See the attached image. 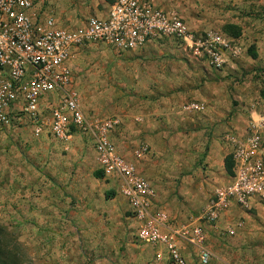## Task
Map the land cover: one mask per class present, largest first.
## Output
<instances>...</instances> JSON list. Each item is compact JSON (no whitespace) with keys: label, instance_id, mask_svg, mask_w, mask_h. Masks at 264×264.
<instances>
[{"label":"rangeland","instance_id":"1","mask_svg":"<svg viewBox=\"0 0 264 264\" xmlns=\"http://www.w3.org/2000/svg\"><path fill=\"white\" fill-rule=\"evenodd\" d=\"M42 3L49 6L48 0ZM161 6L178 10L187 25L200 33L222 31L224 24L236 23L238 37L221 33L244 53L217 70L172 39L121 54L106 44H91L76 49L72 56L70 89L77 93L80 108L91 122L131 107L155 110L158 114L150 118L165 122V114L158 110L169 99L184 102L204 96V111L169 114L171 122L189 126L208 122L202 137L201 126L186 125L181 136L173 135L164 143L159 140L161 147L151 150L153 139L147 135L152 133L142 131L143 122L135 121L114 128H128L130 137L118 144L112 139L119 154L137 169L152 158L156 169L167 171L164 180L158 177L162 186L158 191L169 205L159 202L158 208L170 214L197 203L185 219H174L183 222L201 214L214 188L229 175L225 172L221 181L203 184L199 191L184 188L188 184L182 178H197L198 169L206 177L204 157L212 146L221 145L213 139L222 143L225 134L238 136L252 118H264V0H163ZM42 114L48 116L47 104ZM70 132L67 141L55 140L47 130L36 135L34 122L18 115L0 126V234L7 249L17 254L19 264H171L157 258L155 246L135 238V224L128 217V204L117 181L94 177L99 166L92 133L74 127ZM140 145H146L147 152L135 158L134 150ZM253 200L259 202L251 199L249 206ZM183 251L188 264H198L194 246L187 245ZM215 261L213 257L209 264H218Z\"/></svg>","mask_w":264,"mask_h":264},{"label":"built area","instance_id":"2","mask_svg":"<svg viewBox=\"0 0 264 264\" xmlns=\"http://www.w3.org/2000/svg\"><path fill=\"white\" fill-rule=\"evenodd\" d=\"M160 39L183 44L214 69H222L241 52L240 46L221 32L191 31L178 10L161 7L155 0H114L105 15H91L75 24L59 21L52 11L44 12L37 0H0V126L18 115L34 122L36 135L47 130L58 141L71 138V127L90 131L103 177L117 181L128 204L135 238L155 246L157 258L171 264H187L181 244H189L196 248L199 264H208L214 255L206 243L205 225L216 227L233 205L248 209L251 199L264 203V119L252 118L241 135H224L234 162L230 180L214 188L198 217L175 221L154 207L152 184L116 150L110 133L118 119L88 121L77 93L70 89V61L76 49L102 43L121 54ZM45 104L46 118L42 114ZM184 108L191 111L202 107L190 101ZM146 152L147 146L140 145L133 156L140 158ZM224 230L234 232L232 228Z\"/></svg>","mask_w":264,"mask_h":264},{"label":"crops","instance_id":"3","mask_svg":"<svg viewBox=\"0 0 264 264\" xmlns=\"http://www.w3.org/2000/svg\"><path fill=\"white\" fill-rule=\"evenodd\" d=\"M42 2L43 0H37V5L41 10H43L44 12L45 11L54 12L56 15V18L59 21L66 22L69 24H75L79 20L87 18L91 15L103 16L106 14L109 8V5H110L105 0H48L49 6L43 7ZM162 2L163 0H155V3L159 6L162 5ZM80 16H84V18L76 19L78 17L80 18ZM230 23H233V22H230ZM195 25L194 27H196ZM187 26L191 31L197 32V28L191 29L189 25ZM211 30L212 29H209V30L206 29L204 30V32L211 31ZM212 31L222 32L219 30H212ZM174 42L175 41H173V43ZM179 44L183 45L181 43ZM154 45L155 44L151 43L142 49H147ZM136 51L138 50H133L131 52H136ZM242 53H244L243 50H241L240 55H242ZM199 60L204 62V64L208 66V64L206 63L204 59L200 58ZM229 61L230 59L228 60V62ZM70 66H72L71 61H70ZM71 73H72V70H71ZM201 95L202 94H200L199 96ZM51 96L50 97L53 99H55L56 97V95H51ZM201 98L202 99L200 100L188 99L184 102H182L180 98H178V100L177 98L176 99L171 98L174 100L169 99L168 103L163 108H161V110H158L165 114L164 115L165 117L162 118L165 122H162V121L160 122V119H158V121H154L152 120V118H150V116L153 113L158 114L157 111L155 110L139 111L138 108L136 107L126 108V109L125 108L117 109L116 112H118V114L113 115L112 117H116L119 121V125L120 123H122L123 126H125L126 122H135V121L143 122L142 131L148 132V134L152 133L151 135H147V137H150V139H153V141L150 142L151 150L154 149L157 151V149L161 147V142L164 143L167 138H171L173 135H177V137L181 136L182 135L181 131L183 129H186V125H188L186 124V122H177V121L171 122V120H169L170 115L171 117H173L175 116L174 114L176 113L177 114L179 113L187 114V113H192V112L197 113V112L204 111L206 109L207 103L203 100L204 96ZM190 101L199 102L202 108L199 110H191V111L186 110L184 106L186 103ZM191 123H192V126L188 125L189 126L188 128L197 129V127L201 126L198 132L201 134V137H202L203 135L202 132L204 131V128L206 127V124L208 122L207 123L201 122V125L199 124V122H191ZM123 126L121 128L118 127L116 130H114L112 134L110 133L111 140L113 139L117 144L122 143L123 140H126L128 137H130L129 133L127 132L128 128H123ZM184 132L185 134H187L186 131ZM189 134H192V133H189ZM193 135H196V132H193ZM261 135L264 141V130L261 131ZM159 140H161V142L158 145ZM222 140L223 142L221 143L218 140L213 139L214 142L217 141V143H220L221 145H218L219 149L217 147L212 146L209 152L207 153V155L204 157L205 158L204 162L206 163V171H205V173H207L206 177H204L205 175H203V172L201 171V169H198L197 178L191 177V175H186L182 178L181 181L183 183L188 184V186H185L184 184V188H191L194 191L195 190L199 191L203 189V184H206V186H208L210 185V183L213 184V181L218 182L223 179V175L226 172L224 169V165H223V159L226 154H229L230 146L226 143L224 139ZM216 153H217V158L215 156ZM153 163L154 161H152V158H148V160H146V163L143 164L142 167L138 169V171L152 184L153 189L155 190L154 207L158 208L157 206L159 202H163L165 206L169 205V201H166L165 197L164 198L161 197L158 191V189L160 190L162 189V186L159 185L161 183L158 180V177L161 176L163 179V176H165L167 171H165V173L164 171H161V170L159 171L158 169H156ZM215 169H217L219 174H215ZM149 171H154L155 176L157 175V177L155 178ZM229 176L226 179V181H223V183L221 184L228 182L230 180ZM162 179L161 181L164 180ZM251 205L252 206H249L248 208L249 210L251 209V212H249L246 209H242L241 207L237 205H233L227 212L222 214V216L218 220L216 227L205 225L206 226L205 227L206 243L208 247L211 249L214 255L213 257L216 259L218 264L221 261H225L228 264H264V203L260 205L259 202L257 203L255 202V200H253ZM196 206H197V203L193 202L191 203V206L189 207L188 206H186L185 208L182 207L183 209L176 208L175 210H172V212L169 210L168 211L172 215L171 216L172 219H176V220L185 219L186 216L190 212H193L190 209V207L196 208ZM159 209L161 208L159 207ZM237 223H240V225H237ZM225 228H232L234 232L232 234H229L228 232L224 230ZM187 245L189 244H186V243L181 244V249H182L183 254H184L183 249ZM197 262H198V254H197Z\"/></svg>","mask_w":264,"mask_h":264},{"label":"trees","instance_id":"4","mask_svg":"<svg viewBox=\"0 0 264 264\" xmlns=\"http://www.w3.org/2000/svg\"><path fill=\"white\" fill-rule=\"evenodd\" d=\"M111 4L114 0H105ZM222 31L226 34L238 37L240 34V27L235 23H226L222 27ZM251 55L256 56V53L251 50ZM264 94V91H263ZM264 96V95H263ZM233 158L231 154H226L223 159V165L225 171L229 174H233ZM94 177L100 178L103 176V173L100 169H96L93 172ZM113 194V193H111ZM0 264H19V259L16 253H12L10 249H7L6 245L3 243L1 234H0Z\"/></svg>","mask_w":264,"mask_h":264}]
</instances>
